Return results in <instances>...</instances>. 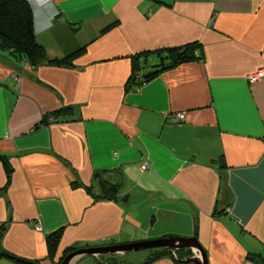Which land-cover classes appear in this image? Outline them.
I'll return each mask as SVG.
<instances>
[{
  "label": "crops",
  "instance_id": "obj_1",
  "mask_svg": "<svg viewBox=\"0 0 264 264\" xmlns=\"http://www.w3.org/2000/svg\"><path fill=\"white\" fill-rule=\"evenodd\" d=\"M27 2L45 58L24 66L0 45V154L13 167L2 247L55 264L45 235L64 228L57 255L178 236L195 237L207 264H264V76L248 80L264 72V0ZM189 42L202 60L125 89L134 63L142 74L157 50ZM80 48L71 65L49 62ZM116 179L117 200L97 197ZM152 249L72 264H193L176 256L196 254Z\"/></svg>",
  "mask_w": 264,
  "mask_h": 264
},
{
  "label": "trees",
  "instance_id": "obj_2",
  "mask_svg": "<svg viewBox=\"0 0 264 264\" xmlns=\"http://www.w3.org/2000/svg\"><path fill=\"white\" fill-rule=\"evenodd\" d=\"M114 23L108 26H113ZM0 45L4 49H7L13 56H15L20 62L27 61L31 65H36L43 61L45 58L44 47L37 42L34 30H33V13L27 0H0ZM198 44L196 42H189L177 47H168L157 50L158 63L152 66L149 70L139 74L141 66L134 63L129 76L125 89H133L134 87H140L148 81L157 77L161 72L173 68L181 63H186L192 60L201 59L199 54ZM84 48H80L62 58H53L49 62L56 65H71L73 59L80 54ZM141 55H146L141 53ZM72 112V107L67 106L59 108L53 111V115H61L63 113L69 114ZM48 115L43 118L44 122H48ZM0 161L5 168L6 182L2 188H0V194L4 193L13 172L7 156L0 154ZM104 180V181H102ZM102 182H107L106 179H102ZM119 180L116 179L114 183H108V186L102 190V194L97 195L99 198H109L117 200V190L120 186ZM72 186H78L77 183H72ZM6 229V224H0V258L6 257L16 264H37L36 261L26 259L17 256L11 252H8L2 247L1 241L3 233ZM64 228H58L45 235V241L47 245V257L55 264H60L62 259L73 250L80 247H67L59 255H57L59 241L63 234ZM164 254V250L156 253V258ZM190 254H187L189 256ZM58 256V257H57ZM184 256V255H183ZM186 256V257H187ZM57 257V258H56ZM185 257V256H184ZM151 259V258H150ZM252 259V258H250ZM151 261L148 260L147 263ZM261 258L259 262H261Z\"/></svg>",
  "mask_w": 264,
  "mask_h": 264
},
{
  "label": "water",
  "instance_id": "obj_3",
  "mask_svg": "<svg viewBox=\"0 0 264 264\" xmlns=\"http://www.w3.org/2000/svg\"><path fill=\"white\" fill-rule=\"evenodd\" d=\"M99 173H95L94 176L99 177ZM127 195L120 198V202H125ZM149 248H163L164 254H173L175 250L190 248L196 250L197 254L187 256L185 258L176 259L181 263H194V264H207L206 253L198 243L195 237H178V236H166L163 238L140 240L136 242L106 245V246H91L80 247L72 252L68 253L60 262V264H72V262L80 255H96L102 253H114L117 251H131Z\"/></svg>",
  "mask_w": 264,
  "mask_h": 264
},
{
  "label": "rangeland",
  "instance_id": "obj_4",
  "mask_svg": "<svg viewBox=\"0 0 264 264\" xmlns=\"http://www.w3.org/2000/svg\"><path fill=\"white\" fill-rule=\"evenodd\" d=\"M24 66H26V65H31L29 62H27V61H22L21 62ZM150 63V62H149ZM146 68H148V70L151 68V65H144L143 64V67H142V70L143 69H145V70H147ZM145 70L143 71V72H145ZM15 75H17V74H15ZM18 80H19V77L17 76L16 77ZM178 114V113H177ZM57 116L58 115H53V114H49V116H48V122L49 123H53V122H55L56 121V118H57ZM184 118H185V115H184ZM184 118L181 120V121H183L184 120ZM178 119V118H177ZM38 225V224H37ZM36 225V226H37ZM39 226V225H38ZM148 252H153V249L152 248H150V249H140V250H137V251H128L127 252V254L128 255H134L135 257L136 256H139V255H144V254H146V253H148ZM197 254V253H196ZM185 256V255H184ZM183 255H182V253H180V254H178L177 253V257H179V258H185ZM189 256H192V254H190ZM135 259H137V258H135ZM0 264H16L15 263V261H13V260H11V259H9V258H6V257H4V259L3 260H0ZM194 264V263H193Z\"/></svg>",
  "mask_w": 264,
  "mask_h": 264
},
{
  "label": "built area",
  "instance_id": "obj_5",
  "mask_svg": "<svg viewBox=\"0 0 264 264\" xmlns=\"http://www.w3.org/2000/svg\"><path fill=\"white\" fill-rule=\"evenodd\" d=\"M264 76V72L263 71H258V72H254L252 74H249L248 76V80L251 84L257 82L258 80H260L262 77ZM16 75H13V78L15 79V81H18V79L16 78ZM184 112H179L178 114H175V116L178 118V120H182L184 118ZM263 141H264V136H263ZM147 163H142L141 164V168L144 169L146 168ZM36 228L38 229L39 226L37 225Z\"/></svg>",
  "mask_w": 264,
  "mask_h": 264
},
{
  "label": "bare ground",
  "instance_id": "obj_6",
  "mask_svg": "<svg viewBox=\"0 0 264 264\" xmlns=\"http://www.w3.org/2000/svg\"><path fill=\"white\" fill-rule=\"evenodd\" d=\"M146 168H147V166H146ZM145 169V168H144ZM190 249V248H189ZM192 250H194V249H192ZM195 251V250H194ZM84 255H88V254H84ZM97 255V254H96Z\"/></svg>",
  "mask_w": 264,
  "mask_h": 264
}]
</instances>
